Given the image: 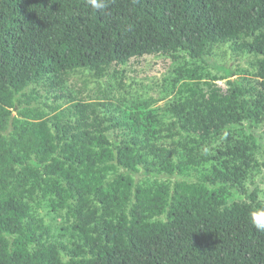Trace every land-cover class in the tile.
I'll return each instance as SVG.
<instances>
[{"label": "trees", "instance_id": "obj_1", "mask_svg": "<svg viewBox=\"0 0 264 264\" xmlns=\"http://www.w3.org/2000/svg\"><path fill=\"white\" fill-rule=\"evenodd\" d=\"M223 47L247 76L227 94L182 83L159 130L113 97L65 88L74 72L100 81L132 59ZM250 122H264V0H0V264H264V232L248 222L264 203L234 198L252 168L242 141L194 182L133 179L192 177L204 144ZM46 198L68 241L33 214Z\"/></svg>", "mask_w": 264, "mask_h": 264}, {"label": "rangeland", "instance_id": "obj_2", "mask_svg": "<svg viewBox=\"0 0 264 264\" xmlns=\"http://www.w3.org/2000/svg\"><path fill=\"white\" fill-rule=\"evenodd\" d=\"M212 52L215 56L204 57L203 60H191L182 52L176 53L175 59L154 56L132 59L125 67L112 66L100 81L92 80L86 72H74L70 74L65 88L76 101L86 102L107 95L113 97L115 105L121 111H139L155 130H159L168 122L166 108L179 97L178 90L182 83L194 81L202 88H205V83H209L212 91L227 94L230 81L238 74L247 76V73L243 72L247 67L245 58L234 60L225 47ZM221 66L233 71L234 75L225 78L224 71L218 69ZM191 76L193 78H190ZM165 134L160 133L161 141L167 142L163 140ZM177 139L179 138H175ZM236 141H242L250 148L252 168L247 173L242 190L236 193L234 198L245 200L247 196L255 193L257 200L264 203V122L243 123L242 127L233 128L219 139L204 144L199 149V154L206 161L192 177L148 175L139 168L133 179L140 186H151L159 182L171 184L183 180L194 182L200 175L210 172L212 167L220 168L218 162L226 156L219 155L218 151L225 152V147L234 145ZM30 207L36 217L51 227L55 240H69V229L63 212L52 210L47 198L40 200L37 206L30 203Z\"/></svg>", "mask_w": 264, "mask_h": 264}, {"label": "clouds", "instance_id": "obj_3", "mask_svg": "<svg viewBox=\"0 0 264 264\" xmlns=\"http://www.w3.org/2000/svg\"><path fill=\"white\" fill-rule=\"evenodd\" d=\"M96 11H104L109 7V0H88ZM248 222L259 232H264V209H255L249 213Z\"/></svg>", "mask_w": 264, "mask_h": 264}]
</instances>
